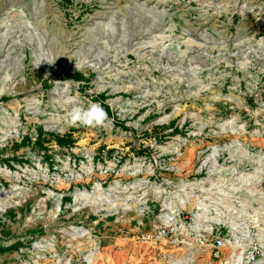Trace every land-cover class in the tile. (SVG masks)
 <instances>
[{
	"label": "rangeland",
	"instance_id": "obj_1",
	"mask_svg": "<svg viewBox=\"0 0 264 264\" xmlns=\"http://www.w3.org/2000/svg\"><path fill=\"white\" fill-rule=\"evenodd\" d=\"M4 96L0 264L264 261V0H0Z\"/></svg>",
	"mask_w": 264,
	"mask_h": 264
},
{
	"label": "built area",
	"instance_id": "obj_2",
	"mask_svg": "<svg viewBox=\"0 0 264 264\" xmlns=\"http://www.w3.org/2000/svg\"><path fill=\"white\" fill-rule=\"evenodd\" d=\"M172 219L168 215L162 216V223L164 225H161L157 229V233L160 236H167L170 234V230L168 229L169 225H171ZM195 222V221H194ZM171 227V226H170ZM193 232L195 235L194 239L197 241V245H199L200 248H208L210 249V253L213 257H219L220 250L226 246V238L223 233V231L219 228L217 229H211V231L208 233L205 230H198V227L191 228L190 232ZM152 237V234H146L141 235L142 240H147ZM245 262L247 264H264L263 257L259 258V254L256 251L255 248L248 251L245 254Z\"/></svg>",
	"mask_w": 264,
	"mask_h": 264
},
{
	"label": "bare ground",
	"instance_id": "obj_3",
	"mask_svg": "<svg viewBox=\"0 0 264 264\" xmlns=\"http://www.w3.org/2000/svg\"><path fill=\"white\" fill-rule=\"evenodd\" d=\"M216 155V152H215V149H214V151L210 154V156L211 157H213L214 158V156ZM185 186V185H184ZM188 189H193V187H191V188H188ZM202 200V199H201ZM202 202V201H201ZM203 206V205H202ZM206 206V205H205ZM204 206V207H205ZM200 208V207H199ZM198 209V208H197ZM200 210V209H199ZM206 215H204V213H197V219H198V221L197 222H199V223H197L196 224V226L197 227H200L199 225H202V222H200L201 221V219L203 218V217H205ZM224 220V219H223ZM209 221H212V222H215V223H220L221 221H222V219L217 215V216H214V217H211L210 219H209ZM208 221V222H209ZM225 221V220H224ZM226 222V221H225ZM203 227V226H202ZM205 230H206V232H210L211 231V229H212V227H211V225L210 224H208V225H206L205 227H203ZM200 229V228H199ZM71 232L72 233H74V234H78V235H83V232H80V231H77L75 228H72L71 227ZM84 235H85V233H84ZM227 243L228 244H231L232 246H233V243H230L229 242V240H227L226 241V246H227ZM139 246V245H138ZM232 248H234V250H236L235 248H236V246L235 247H232ZM140 253H141V259H140V261H142V260H146L147 258H149V256H151V255H153V253H152V250H151V247H150V245H148V244H146V242L144 243V242H142L141 243V245H140ZM152 253V254H151ZM243 253H244V251H237V252H233V255H232V257L231 258H233L234 260L235 259H242V257H243ZM152 258H153V256H151ZM100 255L98 254V253H96V252H91V253H89L88 255H87V259H88V261H89V264H101V261H100ZM181 261H182V258H181ZM116 263V261H114L112 264H115ZM111 264V263H110ZM177 264V263H176Z\"/></svg>",
	"mask_w": 264,
	"mask_h": 264
},
{
	"label": "clouds",
	"instance_id": "obj_4",
	"mask_svg": "<svg viewBox=\"0 0 264 264\" xmlns=\"http://www.w3.org/2000/svg\"><path fill=\"white\" fill-rule=\"evenodd\" d=\"M69 115L70 122H79L85 126H99L106 119V113L96 103H89L86 108L75 107Z\"/></svg>",
	"mask_w": 264,
	"mask_h": 264
},
{
	"label": "trees",
	"instance_id": "obj_5",
	"mask_svg": "<svg viewBox=\"0 0 264 264\" xmlns=\"http://www.w3.org/2000/svg\"><path fill=\"white\" fill-rule=\"evenodd\" d=\"M63 76H68V77H72L73 79H76V80H81V79H85V76L81 73V72H76L74 74H69V73H66V74H63ZM1 100H6L8 99V97H1L0 98ZM56 140L61 143L62 140L60 138H56Z\"/></svg>",
	"mask_w": 264,
	"mask_h": 264
}]
</instances>
